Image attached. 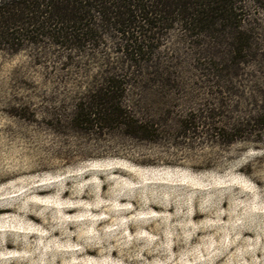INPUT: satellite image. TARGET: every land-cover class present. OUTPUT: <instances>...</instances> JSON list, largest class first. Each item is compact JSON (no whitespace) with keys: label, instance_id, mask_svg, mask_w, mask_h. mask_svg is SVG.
Segmentation results:
<instances>
[{"label":"trees","instance_id":"1","mask_svg":"<svg viewBox=\"0 0 264 264\" xmlns=\"http://www.w3.org/2000/svg\"><path fill=\"white\" fill-rule=\"evenodd\" d=\"M27 50L49 69L42 122L67 166L158 165L130 143H264V0H0V51Z\"/></svg>","mask_w":264,"mask_h":264},{"label":"rangeland","instance_id":"2","mask_svg":"<svg viewBox=\"0 0 264 264\" xmlns=\"http://www.w3.org/2000/svg\"><path fill=\"white\" fill-rule=\"evenodd\" d=\"M35 56L0 51V264H264V143H130L158 165L67 166L42 122L51 86ZM206 159L214 168L164 165Z\"/></svg>","mask_w":264,"mask_h":264}]
</instances>
